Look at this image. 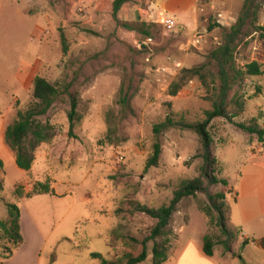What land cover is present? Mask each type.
I'll list each match as a JSON object with an SVG mask.
<instances>
[{
	"label": "rangeland",
	"instance_id": "rangeland-1",
	"mask_svg": "<svg viewBox=\"0 0 264 264\" xmlns=\"http://www.w3.org/2000/svg\"><path fill=\"white\" fill-rule=\"evenodd\" d=\"M113 1L0 0V220L7 219L5 204L17 205L18 194L25 197L37 182L49 184L50 201H25L27 236L32 235L35 216L40 226L43 220L47 227L55 224L45 249L50 258L42 264H99L93 254L117 261L127 252H138L133 240L147 238L155 220L131 213L132 203L160 208L181 182L198 176V138L178 128L161 133L158 166L144 170L155 141L153 127L168 115L187 123L203 121L211 103L200 79L186 71L204 67L215 74L209 54L222 43L245 2L197 0L189 27L160 11L157 0H132L116 14ZM253 10L255 16L237 43L234 64L256 62L264 70V0H255ZM163 18L174 20L176 27L168 29ZM37 76L61 93L47 114L55 136L37 148L31 169L23 172L4 132L33 101ZM176 82L181 88L171 96ZM67 86L78 98L73 138L68 136L69 98L62 93ZM121 89L132 109L125 118L117 103ZM233 96L243 104L233 121L248 124L256 119L264 128V76L243 77L230 99ZM228 112L237 108L231 105ZM208 130L218 178L233 180L264 145L223 118L214 119ZM211 191L226 188L217 185ZM203 206L207 201L201 194L179 203L169 225V250L177 240L176 229L184 225V236L194 242L207 234L220 238L200 211ZM152 245L147 243L148 258L141 264H151ZM8 249L12 245L0 231V260Z\"/></svg>",
	"mask_w": 264,
	"mask_h": 264
},
{
	"label": "trees",
	"instance_id": "trees-1",
	"mask_svg": "<svg viewBox=\"0 0 264 264\" xmlns=\"http://www.w3.org/2000/svg\"><path fill=\"white\" fill-rule=\"evenodd\" d=\"M131 1L114 0L113 13L116 14L123 5ZM254 4L255 0H245L238 19L230 27L229 31L223 35L222 43L209 54L210 63L215 68L214 75L204 67L189 72L186 71V73H191L200 79L208 95L207 99L211 103V109L204 113L203 121L187 123L183 120H174L171 115H168L163 122L153 127L155 141L152 145V152L145 162L144 170L147 171L150 168L158 166L162 152L161 144L158 140L161 133L168 129L178 128L180 130L192 131L198 138L200 145L198 157L201 159L198 176L181 182L173 192L170 202L160 208L150 209L132 203L131 213H140L155 220V225L151 229L150 235L141 242L133 240L134 243L139 245L138 252H127L120 260L108 261L100 254H93L92 257L99 260V264H141L148 258V242L153 243L151 248V264H163L167 260L169 253L167 236L172 233L169 229L172 215L177 211V206L182 200L195 197L197 194L203 195L207 201V206L201 207L200 211L207 217L208 223L217 228L220 234V238L218 239L208 234L203 237V254L206 257H212L216 246H221L223 253L232 252V245L237 237V231L228 223V207L224 203L226 192L213 193L211 191V188L217 185L226 188L228 183L225 179L217 177V160L214 155V143L208 128L214 119L223 118L238 130L250 136H255L258 143H264V128L258 125L256 119L251 120L248 124L233 121L239 113L243 112V104L240 100L235 99L237 96H233L230 99V93L236 85H239L243 77L264 76V70L256 62L242 67H236L234 64L237 43L248 27L249 22L255 16V11L253 10ZM144 34L146 36L149 35L148 32H144ZM62 51L64 53L65 48ZM181 85L180 82L173 83L170 95L175 96ZM62 93L66 94L69 98V111L67 114L68 136L73 138V130L79 121L77 113L78 98L76 95L69 93L68 86L63 89ZM60 94L55 85L42 77H35L33 80V101L24 111H19L15 120L6 127L4 132L5 143L14 153L15 164L21 171L27 172L31 169L37 148L55 136L54 127L47 121V114ZM117 103L120 106L122 118H125L127 114H132L129 98L123 93V89L120 90ZM231 105L237 108V112H228V108ZM42 119H45V121H41ZM110 123V119L107 117L108 126ZM52 193L49 184L37 182L34 184L31 193H28L25 197L30 198L32 196ZM17 196L21 198L20 194ZM5 208L7 219L5 221L0 220V231L3 237L12 245V249H8L7 256L5 259L0 260V263L9 258L23 242L20 231V209L18 205L8 203L5 204ZM246 243L244 242L242 246H245ZM236 257L239 261H242L240 252Z\"/></svg>",
	"mask_w": 264,
	"mask_h": 264
},
{
	"label": "crops",
	"instance_id": "crops-1",
	"mask_svg": "<svg viewBox=\"0 0 264 264\" xmlns=\"http://www.w3.org/2000/svg\"><path fill=\"white\" fill-rule=\"evenodd\" d=\"M197 0H157L160 11L177 16L180 23L190 27ZM171 17V16H170ZM15 161V159H14ZM25 172V171H23ZM227 181L225 204L228 207V223L237 231L231 253H223L217 246L213 256L206 257L202 252V241L194 242L184 236L185 226L176 229L177 240L169 250L163 264H233L239 261L240 252L243 264H264V145L257 147L237 171L233 180ZM26 195V194H25ZM50 201V195H37L30 198ZM29 198V199H30ZM55 198V197H53ZM48 199V200H46ZM26 197L20 198V231L23 242L13 254L0 264H42L50 258L45 251L55 224L42 225L35 216L32 235H26ZM62 239V238H60ZM200 242V243H199ZM247 242L245 246H242ZM53 248V247H51Z\"/></svg>",
	"mask_w": 264,
	"mask_h": 264
},
{
	"label": "built area",
	"instance_id": "built-area-1",
	"mask_svg": "<svg viewBox=\"0 0 264 264\" xmlns=\"http://www.w3.org/2000/svg\"><path fill=\"white\" fill-rule=\"evenodd\" d=\"M161 23L165 25L168 29H174L176 27V22L172 19H162Z\"/></svg>",
	"mask_w": 264,
	"mask_h": 264
}]
</instances>
